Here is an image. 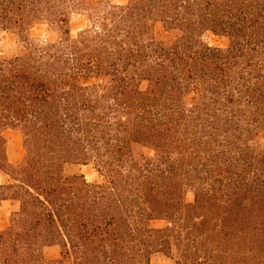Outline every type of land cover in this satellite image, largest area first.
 Segmentation results:
<instances>
[{"label": "trees", "instance_id": "obj_1", "mask_svg": "<svg viewBox=\"0 0 264 264\" xmlns=\"http://www.w3.org/2000/svg\"><path fill=\"white\" fill-rule=\"evenodd\" d=\"M1 31L0 264H264V0H0Z\"/></svg>", "mask_w": 264, "mask_h": 264}, {"label": "rangeland", "instance_id": "obj_2", "mask_svg": "<svg viewBox=\"0 0 264 264\" xmlns=\"http://www.w3.org/2000/svg\"><path fill=\"white\" fill-rule=\"evenodd\" d=\"M112 3L122 4L127 0H110ZM90 25L89 17L82 13H73L70 18V29L71 35L77 36L78 32L87 28ZM32 36L40 39L41 41H52L57 38V31L53 30L48 24L41 23L37 24L32 30ZM211 46L227 48L229 41L225 37H218L213 34H207L204 38ZM19 45L17 43L16 36L8 31L0 32V50L3 55H11L18 52ZM6 137L9 140V159L13 163H18L22 160L24 156V150L22 145V136L14 131L8 130L6 132ZM264 141V140H263ZM67 175H72L75 173L84 174L88 181L99 180L100 174L96 170L93 164L89 165H70L65 169ZM8 180V177L0 172V183ZM186 200L191 202L194 200V195L188 193ZM13 206L10 202H4L0 205V229L7 227L10 222V216ZM155 226H163L164 222L156 221ZM46 253L49 257L56 258L59 256V248L53 247L48 248ZM151 264H172L168 260L155 259Z\"/></svg>", "mask_w": 264, "mask_h": 264}, {"label": "crops", "instance_id": "obj_3", "mask_svg": "<svg viewBox=\"0 0 264 264\" xmlns=\"http://www.w3.org/2000/svg\"><path fill=\"white\" fill-rule=\"evenodd\" d=\"M11 131H12V130H11ZM6 132H7V131H6ZM6 132H5V135H6ZM14 132H16V131H14ZM17 133H18V132H17ZM19 134H20V133H19ZM20 135H21V134H20ZM9 146H10V145H9V140H8V151H9ZM8 153H9V152H8ZM8 157H9V154H8ZM9 160H10V159H9ZM4 202H10V201H4ZM4 202H3V203H4ZM3 203H2V204H3ZM10 203H11V202H10ZM11 205H12V204H11Z\"/></svg>", "mask_w": 264, "mask_h": 264}]
</instances>
